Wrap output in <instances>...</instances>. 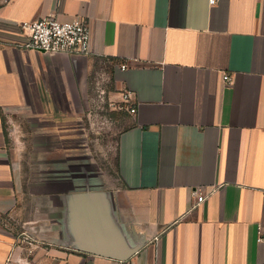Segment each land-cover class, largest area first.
I'll return each instance as SVG.
<instances>
[{
  "label": "crops",
  "instance_id": "crops-1",
  "mask_svg": "<svg viewBox=\"0 0 264 264\" xmlns=\"http://www.w3.org/2000/svg\"><path fill=\"white\" fill-rule=\"evenodd\" d=\"M49 18L88 20L92 53L17 46ZM104 61L136 110L116 180L30 172L10 142L76 121ZM260 230L264 0H0V264H263Z\"/></svg>",
  "mask_w": 264,
  "mask_h": 264
},
{
  "label": "rangeland",
  "instance_id": "rangeland-1",
  "mask_svg": "<svg viewBox=\"0 0 264 264\" xmlns=\"http://www.w3.org/2000/svg\"><path fill=\"white\" fill-rule=\"evenodd\" d=\"M109 67L108 61L98 62L88 79L83 113L76 121L52 126L47 133L33 135L28 141L10 142L19 152L30 153V172L40 170L42 162L66 159L68 170L71 165L78 167L84 175L99 179L96 185L116 180L118 139L131 124L129 108L133 104L129 93L112 85ZM59 130L66 133L60 140L55 137ZM22 160L25 165L26 157Z\"/></svg>",
  "mask_w": 264,
  "mask_h": 264
},
{
  "label": "built area",
  "instance_id": "built-area-1",
  "mask_svg": "<svg viewBox=\"0 0 264 264\" xmlns=\"http://www.w3.org/2000/svg\"><path fill=\"white\" fill-rule=\"evenodd\" d=\"M221 0H208L209 6L217 5ZM23 41L17 46L28 50L49 54H66L69 56H87L92 53V30L88 20L77 18L71 21H61L56 18L41 19L36 22H23L20 24ZM125 68V67H123ZM225 82L232 83V77L223 76ZM135 114L134 107L129 108ZM196 206L202 204L208 197L205 193L195 191ZM20 243L32 244L33 239L22 234ZM258 241L264 242V235L259 231ZM264 264V263H263Z\"/></svg>",
  "mask_w": 264,
  "mask_h": 264
}]
</instances>
